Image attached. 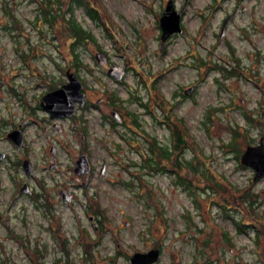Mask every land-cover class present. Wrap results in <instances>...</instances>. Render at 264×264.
Returning a JSON list of instances; mask_svg holds the SVG:
<instances>
[{"label": "flooded vegetation", "instance_id": "flooded-vegetation-1", "mask_svg": "<svg viewBox=\"0 0 264 264\" xmlns=\"http://www.w3.org/2000/svg\"><path fill=\"white\" fill-rule=\"evenodd\" d=\"M136 1L143 4L152 15V21L148 20V23L157 31L156 40L160 54L167 52L170 41L176 36L189 35L184 20L193 0ZM259 2L260 0H208L205 3L199 0L195 13L197 20L195 35L189 38L185 50L174 61L186 71L194 73V79L185 84H178L168 96H165L158 88L156 89V79L163 75L159 70L152 74L151 79L148 77L157 106L149 110L145 103H140L138 94L132 97L134 102L143 106L145 113L156 125L167 130V135L174 143L173 151L177 150L182 154L186 148L184 137L188 136L186 124L183 123L186 117L176 116L171 109L174 105L186 102H190V108L196 106L195 96L206 77L213 74L211 82L215 85L214 94L217 101L200 116L197 125L203 132L205 115L223 116L218 119V127L230 126L233 133L231 132V137L222 145L228 147L229 150L225 151L234 154L232 159L237 166L236 169L248 171L252 182L264 179V173L255 178V170L242 164L241 156L248 147L264 145V45L259 46L254 39L259 35L258 39L264 40V12L260 11ZM261 2L264 8V0ZM168 3L172 5L176 14H180L179 23L182 31L172 33L165 40L164 48L160 50L162 34L160 18ZM40 8L42 11V4ZM57 8L53 5L55 12L52 14L60 12ZM91 8L94 11L86 9L85 11L95 27H102L103 21L106 25L108 22L113 24V21L105 16V11H98L93 6ZM3 9L2 17L9 16L15 23L11 4H6ZM258 10L260 12H257ZM66 13L68 16H64L63 19L60 16L46 17L54 18L55 23L54 20L52 23L48 19L44 21L57 39L62 41L66 38L68 54H72L71 59L67 55L66 58L64 55V58L44 56L43 63L38 59V48L35 46H28V50L25 48L21 51L16 47L9 48L8 43L0 42V264H133V256L146 255L158 248L154 241L149 245L150 240H153L155 225H147L142 234L137 232L147 244V248L124 250L120 242L122 229L131 227L132 223L125 220L117 226L93 216L92 214H97L93 208L99 207V203L94 200L95 194L88 193L87 187L91 185L95 176L106 177L111 163H121L124 158L129 159L127 153L139 152L134 146V143L138 145V137L133 134L136 133L133 126H138L140 122L134 112L123 110L122 98L109 90H106L105 95H98L95 88L88 85L77 73L75 52L72 49L74 36L69 34L73 21L72 7L67 6ZM42 24L43 21L36 16L29 28L42 34L40 27ZM0 31H3L0 38L5 34L11 39L8 33L13 31L11 26H0ZM134 31L137 32V29ZM86 33L88 37L84 42L95 41L90 30ZM106 33L109 36V33ZM207 33L218 42L205 46L202 39ZM228 33L235 34L236 37L233 39L240 44L226 41L220 49V42ZM64 36L66 37L63 38ZM139 41L140 38L136 43ZM7 48L16 55L15 58L8 57ZM91 52V60L96 64L98 62L95 54L101 52L104 55L105 63L98 65L105 77L116 84H123L130 66L115 63L101 47ZM174 62L170 61L171 64L165 66V72L170 73L173 70ZM112 65L122 67L123 76L120 80L107 75V70ZM76 77L81 83L82 103L74 99ZM238 81L251 82L257 90L258 97L253 102L250 98L237 94L240 92L239 89L236 90ZM59 89L63 91L61 109L55 106L57 103L55 95ZM244 103L249 104L246 106ZM104 105L110 106L107 114L102 111ZM92 107L97 108L100 121L121 128L114 131L117 139H109L111 142H107L106 138L93 133L89 117L86 116ZM157 108L162 114L158 113ZM112 112L117 114L118 120L112 116ZM127 119L131 125L127 123ZM252 128L259 129V134L254 139L249 138V131ZM194 139V136L190 138L192 144ZM156 140L158 139L152 137L151 143L147 145L149 156L142 157L145 158L143 160L145 163L141 164V167L150 172L157 164L156 157L162 160L170 158L167 146L157 145ZM169 146L171 148V145ZM235 147L239 148L236 150ZM99 151L105 153L106 157L99 159L98 164H94L93 154L99 156ZM164 151L167 153L166 158L162 155ZM82 156L86 158V171L77 172L75 170L77 161ZM197 156L184 160L189 168L196 169V172L197 167L191 165V162L197 163ZM147 159L151 160L152 164L148 165ZM137 164L140 167L139 162ZM127 166L130 167V164L127 163ZM135 167L138 169L136 165ZM66 171L72 175L62 176ZM121 185L130 188L129 183L122 182ZM261 192L264 193V190ZM78 194L85 196L82 210L89 214L86 215L85 225H74L75 229L77 226V234H74L72 231L70 233L68 220L63 218L65 214L62 208L70 207V210H73ZM27 226L34 227L36 233H27ZM160 255L161 249L159 258ZM171 257L175 259L176 256L172 254ZM159 258L157 261L144 260L135 264H157ZM168 264L180 262L173 260Z\"/></svg>", "mask_w": 264, "mask_h": 264}, {"label": "rangeland", "instance_id": "rangeland-1", "mask_svg": "<svg viewBox=\"0 0 264 264\" xmlns=\"http://www.w3.org/2000/svg\"><path fill=\"white\" fill-rule=\"evenodd\" d=\"M87 1L98 11H105L106 15H104L110 18L113 24L108 22L106 25L103 21L102 27L97 28L89 20L85 9L79 5L70 4L68 0H61L55 4L60 10L56 14L63 17L68 16L67 6L72 7L71 17L84 31L90 30L95 40L86 41L77 46L76 71L88 85L95 88L98 95H105L106 90H109L115 96L122 98L123 110L134 112L140 122L138 126H133L136 130L133 134L138 137V145L134 143V146L139 149V152L127 153L129 159L124 158L125 160L121 163H111L106 177L95 176L91 185L87 187L88 193L95 194L94 200L99 203V207L93 208L97 214L92 215L112 225L119 226L125 220L132 223L131 227L122 229L120 242L124 250L147 248V244L142 241L137 232L142 234V230L147 225L154 224V236L149 245H152L154 241L161 249L160 261L157 264H168L173 260H178L180 264H264V193L261 192L264 190V179L252 182L248 171L236 169L237 166L232 159L234 154L225 151L229 149L222 145L233 133L230 126L218 127V119L223 117L222 115L211 114L209 117L205 115L203 132L197 125L200 116L217 101L214 94L215 85L211 82L213 74L206 77L195 96L196 106L190 108V102H186V104L174 105L171 109L176 116L186 117L183 123L186 124L188 136L184 137L186 148L182 154L177 150L173 151L174 143L167 135V130L156 125L145 113L143 106L141 107L132 99L138 94L140 103H145L149 110L157 106L155 94L148 79H151L152 74H156L159 70L163 72V75L157 77L156 89L158 88L165 96H168L178 84H185L194 79V73L190 70L186 71L174 61L185 50L187 42L190 41L189 38L195 35L194 28L197 22L195 13L199 0H193L184 20L189 35L187 37L178 35L172 39L165 54L159 53L157 31L153 30L148 23V20L152 21V15L143 4L136 0H84V2ZM202 1L206 3L208 0ZM6 4H11L13 8L15 23L9 16L2 17L4 16L3 6ZM48 4L53 6L51 3ZM44 6L43 0H15L14 3L12 0H0V26L13 28V31L8 32L11 39L2 34L0 42L8 43L9 48L16 47L21 51L25 48L28 50V46H35L38 48V59L43 63L44 56L64 58L63 55H67L71 59L72 54H68L66 47V36L62 41L57 39L44 21L47 17ZM259 8L263 13L261 0ZM36 16L43 21L40 26L42 34L29 28ZM135 28L137 32L134 31ZM2 32L0 31V34ZM87 37L88 34L84 40H87ZM234 37H236L235 34L228 33L221 40L220 49L226 41H234ZM138 38L141 41L136 43ZM258 38L259 35L254 38L256 43L263 46L264 40ZM202 41L205 46L218 42L210 33L205 34ZM234 43L240 44L237 40ZM99 47L104 49L115 63L130 66L123 84H116L106 78L100 66L91 60V51ZM6 50L8 57H16L11 50L8 48ZM170 61L174 62V68L170 73L165 72V66L171 64ZM238 89L240 92L237 94L250 98L251 102L258 97L257 90L251 82L238 81L236 90ZM247 104L249 103L245 105ZM102 108V111L107 114L106 111L110 109V106L104 105ZM158 113L162 114L159 109ZM98 114L95 107L86 113L93 133L106 138L107 142H111L109 139H117L114 131L121 128L110 126L106 121H100ZM232 117L236 118L235 115ZM127 123L131 125L128 119ZM177 128L180 129V126L177 125ZM258 134L259 129L252 128L249 131V138L254 139ZM150 135L158 139L157 145L167 146L170 153V158L164 160L156 157L157 164L152 168V172L141 167V164L145 163L143 161L145 158L142 157L149 156L147 145L152 141ZM192 136L195 138L194 144L190 142ZM237 148L239 147H235L236 150ZM98 155L93 154L94 164H98L99 159L106 157L105 153L100 151ZM192 156L198 158L197 163L191 162V165L197 167V172L184 162L186 159H193ZM176 159L182 161L179 163V168L175 164ZM136 162H139L140 167ZM60 170L62 171V168ZM97 171L98 168L95 172ZM131 174L134 175L131 176ZM71 175L66 171L62 176ZM122 182L129 183L130 188L122 186ZM254 197L257 198L256 201ZM84 203L85 196L78 194L73 210H70V207L62 208L65 214L63 218L68 220L70 233L72 231L77 234V226L75 229L74 225L86 224V215L89 213L82 210ZM236 222L238 225L235 224ZM26 230L29 234L36 233L31 226H27ZM172 254H175V259L171 257Z\"/></svg>", "mask_w": 264, "mask_h": 264}, {"label": "water", "instance_id": "water-1", "mask_svg": "<svg viewBox=\"0 0 264 264\" xmlns=\"http://www.w3.org/2000/svg\"><path fill=\"white\" fill-rule=\"evenodd\" d=\"M179 16L180 14H176L172 8V5L168 3L160 18V26L162 29L160 50L164 48L165 40L172 33L182 31L180 27V23H179ZM95 58L99 65H102L103 63H105L104 55L101 52H97L95 54ZM107 75L113 77L115 80H120L123 76L122 67L119 65L110 66L109 69L107 70ZM80 88H81V83L79 79L76 77V79L74 80V94H75L74 99L75 101H79L80 103H82L83 94L80 92ZM71 91L73 90L71 89ZM55 96L57 100V103L55 106L56 108L61 109L63 107L62 89H59L58 91H56ZM112 116L116 120H118V116L115 112H112ZM241 163L247 166H251L255 170V178L261 176L264 173V145L251 146V147L246 148V150L241 156ZM85 166H86V158L82 156L77 161V167L75 170L77 172H85L86 171ZM159 253H160V249L156 248L155 250L149 252L146 255H139V256L135 255L132 257V263L135 264V263H138L139 261H144V260L148 262L157 261L159 258Z\"/></svg>", "mask_w": 264, "mask_h": 264}, {"label": "trees", "instance_id": "trees-1", "mask_svg": "<svg viewBox=\"0 0 264 264\" xmlns=\"http://www.w3.org/2000/svg\"><path fill=\"white\" fill-rule=\"evenodd\" d=\"M44 1V4H45V6H44V13H45V16L47 15V16H59V15H57V14H52V12H54V9H53V6H50L48 3H51V4H53V5H55L56 3H58L59 1H61V0H43ZM68 2L70 3V4H76L77 6L79 5V6H82V7H84V9H86V11H94L93 10V8H91V5L90 4H88L89 2L87 1V2H84V0H68ZM59 8V7H58ZM61 17V19H63V16H60ZM45 20H49V22L50 23H52L53 22V20H54V18H44ZM53 23H55V20H54V22ZM69 34H72L73 36H74V43H73V51L75 52L76 51V48H77V46H79L81 43H83L84 42V39H85V37H86V35H87V33H86V31H84V29L73 19V21H72V28L70 29V31H69ZM75 57H76V53H75ZM76 63L78 64V61H77V58H76ZM163 155V157L164 158H166L167 157V153L164 151V154H162ZM180 161H178L177 159H176V161H175V164H177L178 165V168L180 167ZM147 164L148 165H150V164H152V162H151V160H149V159H147ZM181 181L179 180V183H180ZM236 225H238L237 224V222L235 223ZM238 230H240V226H238ZM258 237V236H257Z\"/></svg>", "mask_w": 264, "mask_h": 264}]
</instances>
